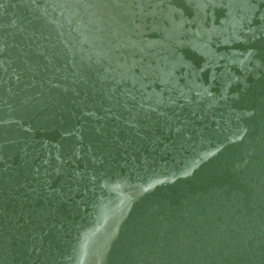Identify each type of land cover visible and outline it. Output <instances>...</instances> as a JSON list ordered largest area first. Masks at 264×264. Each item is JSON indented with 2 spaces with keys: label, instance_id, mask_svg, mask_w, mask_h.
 <instances>
[{
  "label": "water",
  "instance_id": "obj_1",
  "mask_svg": "<svg viewBox=\"0 0 264 264\" xmlns=\"http://www.w3.org/2000/svg\"><path fill=\"white\" fill-rule=\"evenodd\" d=\"M0 264H264V0H0Z\"/></svg>",
  "mask_w": 264,
  "mask_h": 264
}]
</instances>
